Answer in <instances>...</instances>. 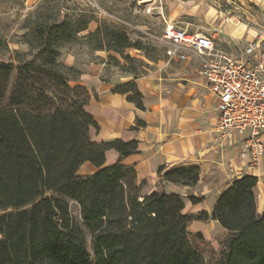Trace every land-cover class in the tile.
Listing matches in <instances>:
<instances>
[{"label": "trees", "instance_id": "1", "mask_svg": "<svg viewBox=\"0 0 264 264\" xmlns=\"http://www.w3.org/2000/svg\"><path fill=\"white\" fill-rule=\"evenodd\" d=\"M53 27L70 38L62 24ZM36 33L43 40L45 30ZM103 34L108 49L142 48L124 31L105 29ZM57 55L56 47H48L37 59L16 66L0 61V264H264L257 177H235L216 196L210 213L184 214L186 200L197 204L203 196L163 188V182L194 186L198 166H159V187L142 194L145 181L137 183L133 167L120 160L103 166L108 150L120 157L137 153V140L93 139L91 132L99 127L85 109L88 91L69 84ZM112 92L128 94L127 100L144 110L133 81ZM144 125L137 119L132 128ZM85 162L97 170L77 175ZM70 201L78 205L90 234L92 257ZM193 220L218 222L226 231L219 242L222 252L200 232L188 231Z\"/></svg>", "mask_w": 264, "mask_h": 264}, {"label": "rangeland", "instance_id": "2", "mask_svg": "<svg viewBox=\"0 0 264 264\" xmlns=\"http://www.w3.org/2000/svg\"><path fill=\"white\" fill-rule=\"evenodd\" d=\"M148 1L0 0V61L11 62L16 66L20 62L37 59L41 51L48 47H56V61L72 86L77 85L74 81L79 78L86 64L94 63L103 65V77L150 73L156 77L163 95L173 96L172 90L179 85L181 95L189 92L190 97H201L197 88L210 91L199 81L198 59L193 56L185 61L169 59L164 45L147 33L159 35L168 21L212 37L217 47L252 66L256 60L264 57V0H157L154 4L145 3ZM175 3L185 6L171 13L170 8ZM55 24H62V30L69 33L70 38H63L64 34L56 32L53 27ZM49 27L53 31H48ZM39 29L45 30L43 40L37 37ZM105 29L124 31L131 40L140 41L142 48H106L108 38L103 34ZM57 35L62 38L52 44ZM257 41L259 48L254 53H246V47ZM213 99L212 107L215 106ZM91 135H94L93 131ZM235 145L237 143L231 146ZM111 159L112 154H108L107 160ZM90 170L81 168L80 173L86 175ZM202 188L205 189L199 187L197 192L187 188L181 195L200 196ZM207 189L205 195L208 198L202 201L200 208L210 211L212 181ZM145 191L143 185L141 193ZM190 203L189 200L185 201L183 213L195 212V207ZM69 209L75 220L83 226L78 205L70 201ZM195 224L199 227L194 228ZM188 231L200 232L217 252H222L223 246L219 242L226 236V231L219 224L212 220H193ZM85 232L86 246L92 257L91 237L86 229Z\"/></svg>", "mask_w": 264, "mask_h": 264}, {"label": "crops", "instance_id": "3", "mask_svg": "<svg viewBox=\"0 0 264 264\" xmlns=\"http://www.w3.org/2000/svg\"><path fill=\"white\" fill-rule=\"evenodd\" d=\"M150 2L154 4L157 0L145 3L151 4ZM184 6L181 3H175L170 8V12L174 13L177 11L175 9L181 10ZM103 70V65L86 64L79 78L74 81L75 84L86 87L88 91L89 98L85 109L94 117L99 127L93 139L96 141L119 139L125 142L135 139L138 142V152L125 157H120L114 150H108L103 166L120 160L121 164L133 167L136 171L137 183L145 181L146 191L143 194H148L159 187L160 177L157 173L159 166H164L165 169L180 165L198 166L200 175L194 187L163 182V188L165 191L169 190L168 192L183 194L187 188H192L194 192H197L200 190L199 187H204L205 189L202 188L200 191V196H203L202 201H204L208 198L205 191L208 190V184L212 181V206L216 196L235 177L251 174L257 177L254 187L256 211L258 213L264 211V155L258 165L251 167L238 157L239 141L235 146L221 147L214 142L218 115L217 97L200 74L199 65L197 69L199 81L210 91L207 92L206 88H197L202 94L201 97L199 95L190 97L189 92L181 95L179 85L172 90L173 96L163 95L160 84L155 80L156 77L150 73L124 77L112 75L107 78L103 77ZM130 81L135 83L142 95L144 110L128 101V94L112 92L117 85ZM192 88L195 87L190 89ZM212 97L214 107H212ZM137 119L142 120L145 125L133 129ZM262 139L264 141V132ZM108 154H112V159L109 161L107 160ZM228 163L239 170L240 174L232 173L228 168ZM81 168L92 169L86 175L97 170L94 165L85 162L77 171L79 176H85L80 173ZM202 201L197 204L190 203L192 207H195L193 214L203 210L200 208ZM204 211L210 213L211 210ZM212 221L218 224L217 221ZM197 226L199 227L195 224L194 228Z\"/></svg>", "mask_w": 264, "mask_h": 264}, {"label": "built area", "instance_id": "4", "mask_svg": "<svg viewBox=\"0 0 264 264\" xmlns=\"http://www.w3.org/2000/svg\"><path fill=\"white\" fill-rule=\"evenodd\" d=\"M147 34L164 45L169 59H198L200 74L217 97L214 142L221 147L239 141V159L251 167L258 165L264 155V57L252 66L217 47L212 37L169 22L159 35ZM257 48L259 41L245 51L250 54Z\"/></svg>", "mask_w": 264, "mask_h": 264}]
</instances>
